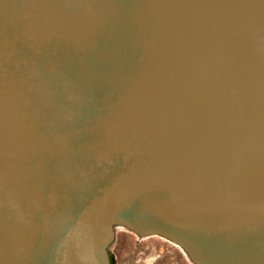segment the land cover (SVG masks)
Returning <instances> with one entry per match:
<instances>
[{"label": "water", "instance_id": "water-1", "mask_svg": "<svg viewBox=\"0 0 264 264\" xmlns=\"http://www.w3.org/2000/svg\"><path fill=\"white\" fill-rule=\"evenodd\" d=\"M117 230L264 264V0H0V264Z\"/></svg>", "mask_w": 264, "mask_h": 264}, {"label": "rangeland", "instance_id": "rangeland-1", "mask_svg": "<svg viewBox=\"0 0 264 264\" xmlns=\"http://www.w3.org/2000/svg\"><path fill=\"white\" fill-rule=\"evenodd\" d=\"M110 264H194L174 242L158 237L138 238L116 231L109 246Z\"/></svg>", "mask_w": 264, "mask_h": 264}]
</instances>
